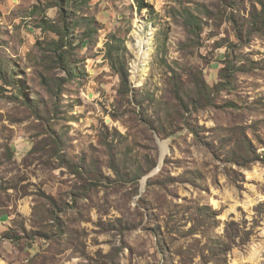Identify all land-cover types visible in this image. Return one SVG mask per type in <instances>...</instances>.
Segmentation results:
<instances>
[{
  "label": "rangeland",
  "instance_id": "374dc122",
  "mask_svg": "<svg viewBox=\"0 0 264 264\" xmlns=\"http://www.w3.org/2000/svg\"><path fill=\"white\" fill-rule=\"evenodd\" d=\"M54 2L0 0V264H264V0H92L74 78Z\"/></svg>",
  "mask_w": 264,
  "mask_h": 264
},
{
  "label": "trees",
  "instance_id": "16d2710c",
  "mask_svg": "<svg viewBox=\"0 0 264 264\" xmlns=\"http://www.w3.org/2000/svg\"><path fill=\"white\" fill-rule=\"evenodd\" d=\"M92 0H55L54 3H51L47 5L45 8L50 9V8H56L58 11V16L55 21H50L47 19H43L39 25V29L42 32H48L53 34L57 40L54 42L53 50L54 54H59L58 55V64L60 67L63 68V70L68 74V76L71 77H76L77 71L71 68L70 64V59H69V49L73 47V40L70 38L71 34V26H70V12L72 9L75 7H82L85 5H88ZM147 0H135L136 8L138 11H142L144 9H147L149 11L152 10L151 6L146 3ZM68 6V9L66 8ZM186 26L189 28L192 25V22L190 18L185 19ZM195 32V31H194ZM90 36L87 34H84L83 38L86 40ZM118 46L113 45L111 43L106 45V58L109 62V66L111 70L118 76L120 85L122 90L124 91L122 94L126 95L129 93V86H128V73L123 66V63L120 62L119 60V54H118ZM232 72H233V64L232 60H229L225 63V66L223 69L219 71V79H220V84H217L216 87L210 88L208 87L203 79H200L196 83V88H197V95H196V100L198 103H200L202 100H207L210 98L209 96L215 94V92L221 91L223 88H228L232 86L231 83V78H232ZM220 87V88H219ZM173 88L175 91V96L178 99V86L177 84L173 83ZM211 94V95H210ZM207 97H209L207 99ZM16 100H19L16 98ZM26 102H29L26 100ZM180 104L182 105V101H180ZM30 103V102H29ZM185 108V107H184ZM195 109L197 107H194ZM187 110V109H186ZM5 238L10 239V237H6L7 235H4Z\"/></svg>",
  "mask_w": 264,
  "mask_h": 264
}]
</instances>
